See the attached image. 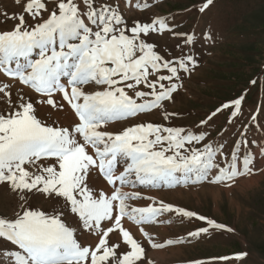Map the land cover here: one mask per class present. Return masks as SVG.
<instances>
[{
  "label": "snow or ice",
  "instance_id": "1",
  "mask_svg": "<svg viewBox=\"0 0 264 264\" xmlns=\"http://www.w3.org/2000/svg\"><path fill=\"white\" fill-rule=\"evenodd\" d=\"M125 3L133 0H25L23 12L11 17L18 20L14 27L0 31V74L11 81L0 83L8 105L0 111V185L19 202L11 216H0V264H153L144 241L155 250L210 237L211 230L233 229L145 196L144 189L173 190L205 182L233 187L264 171L255 167L264 159V143L248 138L250 126L264 131L258 113L242 125L229 153L221 143H205V126L218 114L227 111V124L239 123L246 93L201 120L199 132L152 122L108 130L114 122L153 110H165V120L178 115L166 111V102H174L182 74L190 75L198 66L181 44L175 46L180 55L166 57L149 42L152 34L169 32L184 46H194L199 42L195 32H176L170 17L129 25ZM212 4L204 0L198 11L204 13ZM136 7L144 10L148 5ZM17 83L23 87L13 101L11 88ZM25 88L36 94L34 101L26 98ZM37 105L56 111L67 105L76 120L60 126L58 120L38 116ZM96 173L108 191L91 186ZM34 199L48 207H33ZM145 199L150 201L147 206L133 203ZM170 214L206 226L189 232L188 241L169 238L158 243L145 226L170 224ZM69 217L75 219L70 222ZM125 220L144 241L124 226ZM110 234L119 239L112 242ZM79 235L96 243H83ZM246 256L218 259L235 264Z\"/></svg>",
  "mask_w": 264,
  "mask_h": 264
},
{
  "label": "rangeland",
  "instance_id": "2",
  "mask_svg": "<svg viewBox=\"0 0 264 264\" xmlns=\"http://www.w3.org/2000/svg\"><path fill=\"white\" fill-rule=\"evenodd\" d=\"M116 2L120 3L121 0ZM203 2L204 0H133L131 5L125 3L123 15L129 25L136 20L150 22L157 17H170V25L176 32H195L199 42L194 46H184L181 40L173 38L169 32L162 36L152 34L149 42H155L158 50H162L166 57L168 54L180 55L175 46L181 44L185 54L190 53L196 58L198 66L190 75L182 74V87L175 95L174 102H166V111L178 115L165 120V110H153L135 119L114 122L108 126V130L118 132L138 123L152 122L199 132L202 129L197 126L201 120L223 103L244 93L246 97L239 123L228 125L227 111L218 114L205 126V143H221L224 145V152L229 153L238 139L242 125L250 124L251 114L258 113V123L264 125V111H261L264 109V0H213V4L204 13H200L198 6ZM24 3L25 0H20L19 4L17 0H0V31L14 27L18 20L11 17H18L23 12ZM137 4H147L148 7L140 10L137 9ZM25 19L28 24L33 23L27 15ZM201 33L208 34L211 38L204 40ZM8 79L0 74V83H11ZM254 79L257 83L252 85L251 81ZM19 88L18 83L11 88L13 101L17 98ZM26 89L24 95L34 101L36 98L32 96L33 92ZM129 94H132L130 90ZM56 99L59 100V95ZM7 107V98L0 94V111L7 110ZM37 108L38 116L58 120L60 126H68L76 120L67 105L63 111H56L50 106L37 105ZM222 129L224 131L221 135ZM262 137L264 131L250 126V141L255 139L257 144L264 143ZM252 147L255 148L256 145ZM255 167L264 169V159H258ZM91 186L97 190H109L98 173L93 175ZM143 194L183 207L233 229L232 232L211 230L210 237L202 236L198 241L153 250L144 241L137 227L125 220L124 226L132 231L135 238L144 241L146 255L153 264H233L231 260L223 261L218 258L234 257L237 253H247V256L242 262L235 261V264H264V171L238 180L233 187L205 182L173 190L144 189ZM30 203L33 207H48L42 199H34ZM133 203L147 206L150 201L145 199ZM18 204L16 194L0 185V216H11ZM74 219L69 217L70 222ZM170 219V224L145 226V230L160 243L169 238L188 241L189 232L206 226L203 221L195 218L188 220L175 214H170ZM79 239L83 243H96L94 238L87 235H79ZM118 239L116 234H110L112 242Z\"/></svg>",
  "mask_w": 264,
  "mask_h": 264
},
{
  "label": "bare ground",
  "instance_id": "3",
  "mask_svg": "<svg viewBox=\"0 0 264 264\" xmlns=\"http://www.w3.org/2000/svg\"><path fill=\"white\" fill-rule=\"evenodd\" d=\"M8 80H10V79H8ZM19 86H20V85H19ZM20 87H22V86H20ZM25 89H26V88H25ZM26 90H28V89H26ZM28 91H29V90H28ZM31 93H32V92H31ZM32 96H33L34 98H36V95L33 94V93H32ZM260 181H261V180H260ZM253 184H254V183H253ZM105 186H106V185H105ZM105 186H104V187H105Z\"/></svg>",
  "mask_w": 264,
  "mask_h": 264
}]
</instances>
